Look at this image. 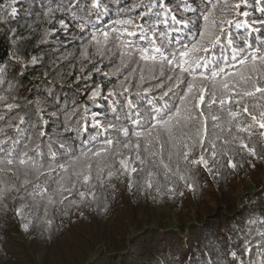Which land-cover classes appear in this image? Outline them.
Here are the masks:
<instances>
[{"label":"snow or ice","instance_id":"obj_1","mask_svg":"<svg viewBox=\"0 0 264 264\" xmlns=\"http://www.w3.org/2000/svg\"><path fill=\"white\" fill-rule=\"evenodd\" d=\"M19 2L0 0V33L12 45L0 62V219L23 233L43 226L50 238L57 216L101 203L107 212L120 185L175 199L195 194L204 175L264 163V0H41L36 26L27 25L39 32L35 47L61 45L63 33L79 51L58 47L40 79L76 95L81 80L102 73L108 86L87 89L94 107L106 102L102 115L58 98L47 113L46 100L14 94L41 63L20 54L25 37L8 27ZM72 59L80 75L65 76ZM248 223L259 227L200 264H264V220Z\"/></svg>","mask_w":264,"mask_h":264},{"label":"trees","instance_id":"obj_2","mask_svg":"<svg viewBox=\"0 0 264 264\" xmlns=\"http://www.w3.org/2000/svg\"><path fill=\"white\" fill-rule=\"evenodd\" d=\"M18 14L15 18H10V24L8 27L15 28L17 30L18 35H23L25 40L21 42L18 46L20 47V54H22L25 58H30L31 55H38L41 57V63L37 65H29L26 75L24 77L19 78L20 84L18 86V90L14 93L15 95L21 97L20 102L23 103V98L27 97L31 100L36 99H44L46 103L44 107L47 113L56 110V106L54 105V100H60V106H63L65 102L69 106H71L73 100L75 99L78 103H83L86 106L90 107L92 111H96L101 113V115L106 111V102L99 101V107H94L91 102L88 101V91L87 89L93 88L96 85H103L107 87L106 78L102 73L86 71L83 75L89 76L87 80H81L79 87L80 93L74 95L73 88L64 86L61 87L59 83L54 85H49L42 81L40 77L45 71H50L51 61L56 58L60 54L56 49L59 47L60 51H64V45H67V49L74 51L78 54L79 42L69 43L68 38L64 36L63 33H58V38L63 42L61 45H57L56 43H50L47 45H41L39 48L35 47L36 42L39 39V32H30L27 30L28 24H33L36 26L37 16L41 11V0H28L27 2H19L17 5ZM110 18L105 17V20L108 21ZM46 26V25H45ZM5 28V25H0V29ZM75 45V47H74ZM12 50V45L10 44L7 37L0 33V62L7 61V57L9 52ZM71 64H76V68L72 69ZM71 64L69 61H65L61 65V70L65 76L69 71H73L74 75H80L79 73V64L76 63L75 59L71 60ZM19 66H16L15 70H18ZM91 67L90 65L88 66ZM14 69L10 68L9 72L14 74ZM104 71L108 70L107 65L105 64L103 67ZM9 80L12 79V75H9ZM49 79H52L50 75ZM59 79V76H57ZM7 84L0 85V89L6 88ZM52 88V95L49 96L48 88ZM0 94H3L0 91ZM22 111H24L22 109ZM45 118L49 120V125L47 131L51 134L53 129L55 128L54 118H51L48 115H45ZM32 120H35L34 112L31 116ZM23 127V126H22ZM58 131H62V125ZM66 135H71L66 134ZM260 163H257L256 166H260ZM256 168V167H255ZM245 169V170H244ZM240 170V176L243 178L250 177L251 185L249 187L241 188L243 194L241 195H227V180L232 176L225 174L224 176H218L217 181L214 183L215 191H221V198L216 199L217 203V213L213 216H207V219L211 221L205 222L201 218L195 219L192 223H185L184 221H180L177 217L176 220H167L164 223L161 222L160 225H157V222L147 220L144 222H135L132 221L136 218L135 216L131 217L130 224L127 221L126 225L134 229V232L129 239V244L127 249H121L123 253L127 252L126 259H137L142 260L141 264H200V261L208 258L211 255L213 258L216 256V249L219 248L221 251H226L229 248L228 238L232 237L233 241L236 245L240 243L239 237L243 236L248 231H255L257 227H259V223L249 225V220H254L259 218L260 220H264V180L257 179L254 180L251 174L253 171H248V168H244ZM207 182V181H206ZM201 185L212 186L213 184L204 183L200 181ZM200 189V188H199ZM205 190V189H204ZM207 192V190H206ZM128 194H130L131 203L134 205V210L138 205L142 206V203L146 201L157 199L155 193L152 195L142 194L138 191L129 192L124 185H120L118 190L115 192V195L108 196V211H103V203L99 206L92 205L89 208L83 209L84 216H80L79 213L73 212L76 216L79 217L74 218V216L65 217L66 219H55V227L53 231H58V234L49 238L47 232L43 231V226H40V230L38 231V236L44 240L47 244H52L53 246L61 245L62 243H67V236H73L74 232L81 226L85 221L94 220L95 223L99 220H102V228L98 233L94 231L92 236L88 231H80L79 235L84 240L85 244L90 247V250L101 246V244L106 240L107 234L111 233V230L115 228L116 222L121 219L120 215L124 213L127 208V200L129 199ZM191 195V194H190ZM227 195V196H226ZM153 196H156L153 199ZM191 199L193 202L195 201V196L191 195ZM197 201V200H196ZM126 206V207H125ZM192 209V208H189ZM190 211V210H188ZM187 211V212H188ZM75 216V217H76ZM153 218V217H152ZM9 221L5 222L3 219H0V245H3V249L0 248V253L7 257L8 248L6 246L7 240L10 239L11 244H16L14 238H11L9 234L1 232L2 228H5V224L9 227ZM129 221V220H128ZM185 223L186 226H183ZM138 226H142L141 228H145L143 231H140L141 228ZM171 231V232H170ZM168 232V233H164ZM8 235V237H7ZM163 236L172 237L174 242L177 244H166V243H156V237L162 239ZM150 238V243L148 249L140 254L141 258L132 256V249L142 245L146 242L147 239ZM78 239V237H77ZM21 241V240H20ZM112 242V241H111ZM23 246L26 244L23 242ZM28 244V243H27ZM111 244V243H110ZM189 245V246H188ZM106 256H111L113 254V250L115 252H119L118 248L107 245L102 247ZM144 248V246H143ZM17 250H21V248L17 247ZM31 251L23 253V255L27 256ZM99 254V253H98ZM95 254V255H98ZM100 253V255H102ZM18 252L15 253L16 262L19 260L17 258ZM49 258H56L55 255L47 254ZM91 257L84 258L82 262H75L73 264H100L99 261H95L94 254H91ZM105 259V258H104ZM27 258L23 259V262ZM99 260V259H98ZM108 262L107 259L103 261L101 264H106ZM131 264H136V261L133 260Z\"/></svg>","mask_w":264,"mask_h":264},{"label":"rangeland","instance_id":"obj_3","mask_svg":"<svg viewBox=\"0 0 264 264\" xmlns=\"http://www.w3.org/2000/svg\"><path fill=\"white\" fill-rule=\"evenodd\" d=\"M27 1L28 0H20V2L24 3ZM260 164V166H256V168L254 169L249 168L247 165L245 166L246 168H248V171H253L251 176L254 180L260 178L264 180V163ZM240 173L232 175L227 180V195L232 194L231 197H233L234 194L237 196L243 194L241 188L249 187L251 185V182L249 181L251 180V178L246 177V175L243 178L242 176H240ZM201 181L209 184L212 183L213 185L207 187V185L202 184L200 186V189H198L195 194L186 192L184 197H177L175 199H169L167 197H157V199L155 200H150L142 203V206L138 205L136 211L133 209L134 205L131 203L130 194H128L129 199L127 200V208L124 213L120 215V217L122 218L116 222L115 228L111 230V233L107 234L106 240L101 244V246H98L93 250H90V247L85 244L84 240H82V238L80 237L79 232L82 230L88 231L91 236L94 231L99 233L103 224V222H101L102 220H99L97 224L94 220H89L88 222L85 221L74 232L73 236H67L66 244L62 243L61 245L53 246L52 244H47L38 236V231L40 230L39 227L34 226L29 233H23L18 228L16 221L9 218V227L6 226L5 228H2L1 232L2 234H9L11 238L15 239L16 244L12 245L10 239L7 240V257L3 256L0 253V264H73L75 262H82L84 258L91 257V254L95 255L98 253V255L94 256V258L96 257L94 260L96 262L99 261L100 264L103 263L105 259L108 260L106 264H131L133 260L136 261V264H141L142 260L131 258L126 259L127 252L123 253L124 250L128 248V245H130L129 239L131 238L135 230V228L131 229V227H128L126 225V222L124 221H127L128 224H130L131 217L133 216H135L136 218L132 221V223H139L142 220V222L151 220L157 222V225H160L161 222L164 223L167 220H176L177 217L180 221H184L185 223L188 222V224L201 217L204 218L202 219L204 221L203 223L211 221L210 219H207L208 217L206 218V215L213 216L217 213L218 208L216 206L217 203L215 200L221 198L222 193L221 191H215L214 189V182L217 181V178L213 180L207 175H204L201 177ZM190 194L192 196H195L194 202V199H191ZM71 216H74V218L79 217V215L76 216V214L74 213H72L70 217ZM56 218L57 220L66 219L65 217L61 216H57ZM185 223L183 224V226H186L187 228L188 224L185 225ZM138 227L141 228L142 226ZM144 229L145 228H141L140 231H143ZM55 234H58V231H53V236ZM155 239L157 244H160L162 242L166 244H177L173 241L174 239L169 236H163V240H161V238L159 237H156ZM23 242L26 244L25 246H23ZM149 243L150 238L147 239L144 244L133 248L132 256L141 258L140 254L144 253L148 249ZM107 245L118 248L119 252H115V250H113V254H110L111 256H106L105 253L107 252L102 250V247L105 248V246ZM17 247L21 248V250H17ZM0 248L3 249V245H0ZM122 248L125 249L123 251H120ZM27 251L31 252L27 256L23 255V253L25 254V252ZM16 252L22 254L16 256L17 258H19L17 262L14 258ZM102 252L103 254L100 255V253ZM47 254L55 255L56 258H49ZM24 258H27L25 263L23 262Z\"/></svg>","mask_w":264,"mask_h":264}]
</instances>
